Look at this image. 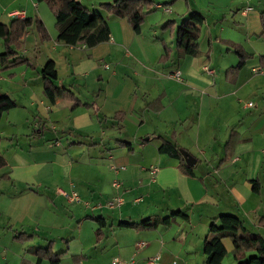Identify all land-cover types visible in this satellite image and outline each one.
Masks as SVG:
<instances>
[{"label":"crops","instance_id":"obj_1","mask_svg":"<svg viewBox=\"0 0 264 264\" xmlns=\"http://www.w3.org/2000/svg\"><path fill=\"white\" fill-rule=\"evenodd\" d=\"M253 3L261 5L259 0H225L222 10L217 11L210 2L213 12L209 14L211 11L208 10L205 14H200L204 21L200 26L198 54L178 60L175 50L170 54L171 62L175 58L177 60L174 70H180L183 79L181 83L185 82V86H158V81H163L162 78L168 74L162 75L157 70L140 68L132 73V82L127 81V98L117 95L116 89L120 90V86L116 85L112 91L114 107L111 112L102 113L99 102V105L94 100L82 102L74 95L73 90L74 86L83 87L85 77L91 73L98 82H103L105 65L108 68L106 71L111 70L106 63L116 62L123 54L131 55L126 41L122 39V29H111L110 40L91 49L85 48L83 44L69 47L56 42L55 19L46 5L44 7L34 0H0V24H8L16 18V13H22L25 19H40L49 36L48 41L40 42L39 35L31 26L25 32L20 48L16 50L17 57L24 58L28 66L0 71V95H8L17 105L16 113L12 109L3 114L1 120L5 118L4 123L13 127L14 114L22 115L23 124L25 121L28 123L26 115L30 114V126L23 135L40 138L47 129L48 133L51 132L50 142L66 137L65 151L76 147L70 146L72 142L82 143L78 146L82 148V153L89 147L87 151L92 152L93 157L83 160V166L92 169L97 181L86 187L83 197L78 195L83 199L94 200L93 203H103L116 194H121L124 199L119 209L107 211L113 213L107 218L102 214L103 210L86 211L85 217H101L105 222L103 238L99 243H95L94 237L97 224L89 223L93 238L90 249L75 248L76 238L72 234L73 238H60L59 242L46 240L37 232L39 218L35 216L34 206L30 204L40 199L47 215L55 213L53 210H61V206L70 205L62 197L53 195L44 182L36 180L35 172H42L41 177H47L51 172L45 174L44 165L16 167V176L13 172L10 175L13 179L11 183L16 184V200L24 198L28 202V206H24L19 217H16V232L32 234V242L42 245L30 247L44 248L52 241L53 252L65 253L59 264H110L114 258L146 264V260L154 256H159L157 264H205L203 239L211 220L220 215L238 217L249 231L264 238V226L258 223L260 218L256 224L251 223V226L246 223V214L241 210L246 200L232 182L223 179V168L210 171V161L196 157L199 153L206 157V150L213 152L215 148H221L225 155V145L233 134L232 139L237 142L233 146L232 157L222 165L225 168L236 161L244 146L253 143V128H262L264 139V100L254 114L244 115L250 109L239 99L241 92L250 84L249 80L241 82L245 76L243 70L249 68L248 64L258 55L264 54V38H257L260 26L257 24L251 27V21L255 18ZM165 10L170 11L168 8ZM195 10L191 8L194 13ZM258 15L259 13L256 14V19L259 21ZM235 46L241 47L254 58L247 61L233 80L219 75L216 79L219 70H227L236 65ZM3 51L0 39V54ZM224 55H228V62H223ZM49 60L54 62L57 76L54 85L60 90L54 104L43 95V77L40 74ZM252 64L251 71L254 74L264 75L262 69L255 63ZM113 66L109 74L111 80H116L117 64ZM10 74L12 77H9ZM74 81H80V84ZM62 97H66L70 103L61 101ZM100 97L99 90L94 98ZM122 98H126V101ZM84 104L94 105L97 111L83 107ZM116 113L121 115L116 116ZM17 122L16 119V124ZM75 137L81 140H76ZM157 137L175 142L196 159L194 177L184 174L177 160L158 153L160 141ZM70 161L68 164L72 166L74 163ZM152 170H155L153 174ZM213 173L220 176L221 183L215 181L211 185H226L228 188L224 207L217 195H209L206 186ZM256 179L259 181L257 177L243 179L242 184L250 192L249 198L262 195L264 181L261 179L259 194H254L251 190L250 181ZM115 181L121 184L118 191L112 187ZM71 186L77 190L73 180L54 188L70 190ZM260 199L256 205H260ZM176 212L187 216V220L177 216L168 226H158L152 230L117 227L120 221L139 222L152 216L165 218ZM73 217L75 218L74 214ZM78 221L77 231L80 234L85 218L82 216ZM40 239L43 243H40ZM222 244L225 249L222 264H236L231 254V241L223 239ZM250 255L251 253L245 254V259ZM27 261L28 264H36L35 258L27 257ZM41 264L48 263L43 261Z\"/></svg>","mask_w":264,"mask_h":264},{"label":"rangeland","instance_id":"obj_2","mask_svg":"<svg viewBox=\"0 0 264 264\" xmlns=\"http://www.w3.org/2000/svg\"><path fill=\"white\" fill-rule=\"evenodd\" d=\"M78 1L88 11L93 14H99L103 19H105L110 30L122 29V39L126 41L127 48L131 54L128 56L123 54L116 60V62L110 61L111 63H106L110 66V71H112L114 67L113 65L115 63L117 64V67L115 66L117 69L116 75L118 76L116 80H111V74H109L110 71H106L108 68L104 67L106 70L102 73L104 78L103 82H98L96 80V76L91 73L85 77L83 87L74 86L73 91L75 93L73 91L72 92L80 101L90 102L94 100L96 101V104L99 102L101 106L99 108H101L102 113H109L113 109L112 91L116 85L120 86V90L119 88L116 89L117 95H121L122 97L125 96L127 98V81L132 82V73L138 71L140 68L157 70L162 75L168 74L169 76L165 75L164 78H162L163 81H158V86L162 84L165 87H178L179 84L181 86H185V82L179 83L174 79L169 78V73L174 72V69L177 67L175 64L178 60H176V57L173 60L174 62H171L170 57L171 52L174 50L176 51L175 32L181 22L187 19L186 13L192 12L191 8L194 10L197 9L195 10L197 14H205L208 10L211 11L209 13L211 14L213 12L212 4L215 5L214 7L217 11H220L222 10L221 6H223L225 2V0H149L151 2L149 7H145L143 9L144 15L143 21L140 25V32L136 34L133 31L131 24L126 19H119L107 13L104 8L100 6L101 4L112 3L113 0ZM210 2H212V4H210ZM259 3H261L260 6L253 3V6H255L253 12L255 14V18L251 21V27H254L257 24L260 26V20L258 21L256 19V14L259 13V18L260 13L264 12V0H259ZM154 4L162 5V7L155 9L153 6ZM41 5L44 6L46 4L41 3ZM166 8L170 9V11H166ZM224 30H226V28ZM224 35H227V33H224ZM227 36H230V34ZM165 48L170 51L167 59L164 57ZM262 56H264V54L258 55L254 61L248 64L249 68H245L243 70L245 76L242 78L241 82H243V80H249L250 84L244 91L241 92L239 99L241 103L248 104L247 102H251L253 104L252 107L248 108L250 109L249 111H245L246 113L244 115L254 114V112L257 111L256 109L259 108L258 105H260V103L264 100V75H256L251 71V67L253 66L252 63H255V65H257V67L262 69L264 72V60H262L261 65H259L261 59L260 57ZM224 57L223 62H228V60L226 61V59H229L227 58L228 55H224ZM216 61H218V58ZM11 70L13 69L8 71ZM225 74L226 69L222 71L219 70L218 73H216V79L218 75L225 78ZM74 82L80 84V81ZM74 82L72 83V86L74 85ZM148 88L150 89L151 86ZM257 89H259V91ZM99 90L101 97L99 99H95L94 96ZM126 98H122V100L126 101ZM61 101H66L68 104L70 103L66 97H62ZM14 109L15 110L13 111L16 113V107ZM26 117L28 123L25 121L23 124L22 115L20 116L14 114L12 116L15 120V125H13V127L4 123L5 118H3L0 122V157L6 163V166L0 169V264H21L22 261H27V257L31 259L35 258L33 254L26 253V250H28L30 245H37V243L35 244V242H32L33 239L30 241H24L23 243L12 240L13 233L16 232V217H19L24 206H28V202L24 198L16 200V184L11 183L13 179L10 178L12 172L16 176V167L28 166L29 164L36 166L40 164H42V166L44 165L45 174L49 171L51 172H49L47 177H41L42 172L40 171L38 173L35 172V178L37 181L40 180L41 182H44V184L48 185L51 192H53V195H55L56 188H61H54L55 186L64 184L69 180H73L76 184V191L81 197H83L86 192V187L91 186L92 183L97 181L94 177L95 174L92 172V169L89 170L87 167L84 168L83 166V160H86L88 157H93V153L87 151L89 147L85 148L84 153L80 150L82 148L78 146L65 151L66 146L64 145L67 142L65 140L66 137L60 141L52 140V142H50L51 132L48 133L47 129L44 130V135L40 136V138L23 135L25 134L26 129L30 126L29 120L32 119L30 114L26 115ZM16 119L18 121L17 124ZM262 132V128H253L251 131L253 143L244 146L241 149V153L238 155L236 161L228 164L225 168L222 167V165L228 160L225 159L221 148H215L213 152H211L210 149H207L206 157L200 155V153L199 155H196V157L200 160L204 161L205 158H207L210 161V171L211 169L212 171H218L219 167L223 168V172L221 173V176H224L223 179H225V181L228 180L232 182L237 187L239 194L246 200V203L242 206L241 210L244 214H246V223H250L249 226H251V223L253 224V222L256 224V221L259 218L264 217V185L260 199V197L249 198L248 195L250 192L242 184L243 179L250 177L253 179L257 177L259 181L260 179L264 181V139ZM127 134L129 135V133ZM75 138L76 140H81L79 137ZM48 145H50V147H48ZM61 145H63V147ZM33 146L36 149H34ZM217 152L220 153L217 154ZM69 159L74 163L72 166L68 164V162H71ZM53 161H56V163L54 164ZM4 174H8L9 179H6V177L4 178L2 176ZM220 179L221 178L218 174L213 173L212 177L208 178L206 186L209 189V195H217L221 200V206L224 207L226 205L225 200L228 198V188L226 185H219L218 187H213L211 185V183H214L215 181L220 184ZM81 199L87 200L83 198ZM259 199L260 205H256V203H259ZM87 201L93 202L94 200ZM30 205L34 206L33 212H35V216L39 218V227L37 232H39L41 238L46 240H56L59 242L58 240L60 238H73L71 236L72 234L74 235V238H76L75 248H84L85 250L91 248L93 238H91L92 229L90 228L89 223L94 222L85 220V224L81 227L80 234L77 231L79 223L78 219L82 216L85 218V213L88 210L84 209L82 204H69L70 206L68 207L61 206V210H53L55 213L52 215H47L45 213L40 199L35 200V202ZM105 210L106 209L102 211V214L106 218L113 215V213L110 214L107 212L108 210ZM73 214L75 218L73 217ZM40 240V243H43V240Z\"/></svg>","mask_w":264,"mask_h":264},{"label":"trees","instance_id":"obj_3","mask_svg":"<svg viewBox=\"0 0 264 264\" xmlns=\"http://www.w3.org/2000/svg\"><path fill=\"white\" fill-rule=\"evenodd\" d=\"M40 4L45 3L55 19V28L57 30L56 42L65 46L74 47L77 44H83L85 48L91 49L101 43L110 40V29L99 14H93L83 7L78 0H34ZM149 0H113L112 3L101 4L104 10L119 18L126 19L132 26L133 31L138 34L140 32V25L143 21V9L149 7ZM156 9L162 5L154 4ZM187 19L183 20L177 31L175 32V49L177 59H182L185 56H196L198 54V39L200 34V26L204 19L200 14L194 12L186 13ZM261 32L257 38H264V12L260 13ZM172 24V22H171ZM31 26L34 27L39 35L40 42L49 40L48 33L40 19L34 18H15L8 24H0V39L3 42L4 52L0 54V71L14 69L20 66H28V62L24 58H19L16 55V50L22 44V38ZM170 51L164 49V57L168 58ZM235 55L238 59L234 67L226 70L225 77L233 80L236 74L245 67L247 61L253 58L252 55L246 53L241 47H234ZM259 65L264 60V56L260 57ZM40 74L43 77V95L51 103L54 104L60 90L54 85L57 80L56 69L54 62L49 60L42 67ZM12 77V75H9ZM16 102L8 95H0V120L3 114L9 112L16 107ZM85 108H97L90 104L82 105ZM121 115L116 113V116ZM116 118V117H114ZM231 134L229 141L225 145V159L232 157V149L237 140L232 139ZM160 141L157 151L159 154L166 155L169 158L175 159L181 165L184 174L194 177L193 168L185 165L180 151L184 150L175 142L169 141L163 137H157ZM122 144V143H121ZM124 144V143H123ZM81 142H72L70 146H80ZM126 146V145H125ZM224 161V160H223ZM222 161V162H223ZM6 166L5 161L0 157V169ZM9 179L8 174L2 175ZM252 185V192L259 194V181H250ZM181 217L187 220V216L182 215L181 212H176L173 215L165 218L152 216L142 219L139 222H124L118 223V228L135 229V230H152L158 226H168L171 220L175 217ZM85 220L92 221L97 224V229L94 231L95 243H99L103 238V229L105 222L101 217L86 216ZM258 223L264 226V218H260ZM32 234L24 232L13 233L12 240L23 243L24 241L32 240ZM223 239L231 241L233 250L231 252L233 260L236 264H264V238L260 235L249 231L236 216L220 215L218 218L211 220L206 236L203 239V253L206 256L205 264H222L225 256V249L222 244ZM26 253L33 254L36 259V264H41L46 261L48 264H59L64 252L55 253L52 250V241H49L44 248L29 247ZM251 255L245 259V254ZM21 264H28L27 261H22Z\"/></svg>","mask_w":264,"mask_h":264},{"label":"built area","instance_id":"obj_4","mask_svg":"<svg viewBox=\"0 0 264 264\" xmlns=\"http://www.w3.org/2000/svg\"><path fill=\"white\" fill-rule=\"evenodd\" d=\"M14 16L16 18L24 19L22 13H16ZM105 67L107 66L105 65ZM170 78L174 79L179 83L183 82L181 72L179 69L174 70V72L170 74ZM252 106L253 104L251 102L247 104V107H252ZM48 147H50V145H48ZM154 172L155 170H152V174ZM112 187L114 188V190L118 191L121 188V184L115 181L112 183ZM55 195L62 197L68 204H77V205L82 204L84 206V209H88L90 211H102L104 209L109 211H114L116 209H119L124 203V199L121 196V194H116L115 196L111 197L110 199L106 200L103 203L102 202L93 203L92 201L82 200L81 197L78 195V193L74 190L73 186H71L70 190L56 188ZM158 260H159V256H154L148 258L146 260V264H157ZM110 264H135V262L133 261L125 262L118 258H114L111 260ZM171 264H176V263L172 262Z\"/></svg>","mask_w":264,"mask_h":264},{"label":"water","instance_id":"obj_5","mask_svg":"<svg viewBox=\"0 0 264 264\" xmlns=\"http://www.w3.org/2000/svg\"><path fill=\"white\" fill-rule=\"evenodd\" d=\"M181 157L186 166L193 168L196 164V159L190 155L187 151L181 150L180 151Z\"/></svg>","mask_w":264,"mask_h":264}]
</instances>
